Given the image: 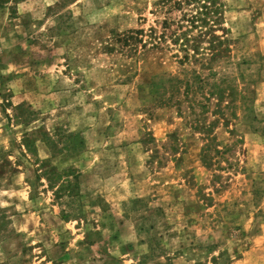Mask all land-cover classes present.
Here are the masks:
<instances>
[{
    "label": "rangeland",
    "instance_id": "374dc122",
    "mask_svg": "<svg viewBox=\"0 0 264 264\" xmlns=\"http://www.w3.org/2000/svg\"><path fill=\"white\" fill-rule=\"evenodd\" d=\"M153 2L10 0L0 8V264H264V0H223L233 39L223 66L248 102L236 98L237 108L225 109L228 129L222 119L213 129L228 149L210 166L189 102L178 114L145 90L153 74L178 71L169 53L104 47L113 28L153 24ZM59 126L86 144L60 163L81 172L74 200L36 178L22 145L40 128L57 139ZM36 147L39 158L50 156L41 141Z\"/></svg>",
    "mask_w": 264,
    "mask_h": 264
},
{
    "label": "trees",
    "instance_id": "16d2710c",
    "mask_svg": "<svg viewBox=\"0 0 264 264\" xmlns=\"http://www.w3.org/2000/svg\"><path fill=\"white\" fill-rule=\"evenodd\" d=\"M9 1L0 0V8ZM153 6L154 9L150 12L157 16L153 24L147 28H113L109 36V42H112H106L104 47L107 51L118 49L123 54L134 57L149 52L169 53V58L178 66V71L153 74L151 81L144 86L145 90L152 96L157 107L173 105L178 114L182 113V103L189 102L188 108L200 118L193 120L192 127L200 131L205 140L200 149V159L205 166H210L214 162V155L222 154L228 149L227 144L217 140L213 129L220 123V119L223 120L221 124L224 128L228 129L229 119L225 115V109L237 108L236 98L248 102L246 93L233 85V76L223 66L231 63L233 41L229 36L230 30L223 26L225 3L223 0H154ZM239 65L237 63V68ZM240 73L239 70L236 76L241 75ZM198 93L201 100L196 99ZM195 107L200 108L199 112L194 111ZM210 111L217 116L205 124L202 121ZM251 111L254 113L253 108ZM231 116L237 117L235 110L230 111ZM250 118V128L257 129L253 124L257 119L255 114ZM228 132L234 134L236 131L232 128ZM36 133L39 138H36ZM54 133L57 139L44 128L25 133L22 145L35 157L38 165L35 170L36 178H44L55 197L66 196L73 200L80 198V170L74 164L60 166V163L82 153L86 146L84 137L79 131L64 130L60 126L56 127ZM171 134L175 138L176 134ZM37 140L50 149V156L38 157ZM172 151L176 153L177 148L174 147ZM59 156L62 160L56 164L53 159Z\"/></svg>",
    "mask_w": 264,
    "mask_h": 264
},
{
    "label": "crops",
    "instance_id": "0c3cea01",
    "mask_svg": "<svg viewBox=\"0 0 264 264\" xmlns=\"http://www.w3.org/2000/svg\"><path fill=\"white\" fill-rule=\"evenodd\" d=\"M262 169V168H261Z\"/></svg>",
    "mask_w": 264,
    "mask_h": 264
}]
</instances>
